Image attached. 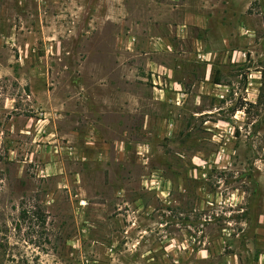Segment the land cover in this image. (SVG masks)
Segmentation results:
<instances>
[{"label": "rangeland", "instance_id": "obj_1", "mask_svg": "<svg viewBox=\"0 0 264 264\" xmlns=\"http://www.w3.org/2000/svg\"><path fill=\"white\" fill-rule=\"evenodd\" d=\"M182 6L226 88L168 110L146 154L73 155L71 97H110L135 24ZM0 264H264V0H0Z\"/></svg>", "mask_w": 264, "mask_h": 264}, {"label": "crops", "instance_id": "obj_2", "mask_svg": "<svg viewBox=\"0 0 264 264\" xmlns=\"http://www.w3.org/2000/svg\"><path fill=\"white\" fill-rule=\"evenodd\" d=\"M180 14L181 17H175L166 11L158 12L135 24L134 28L141 30V37L126 42L124 58L113 59L114 68L108 76L103 75L102 84L98 85L102 93L109 91L110 97L94 94L91 99L88 89L85 102L79 103L77 96L71 97L70 119L76 118V127L65 135L81 141L82 147L72 145L69 150L73 155L83 156L88 162L92 158L106 159L104 150L108 146L110 158L115 162L118 157H125L129 140L135 143L136 156L146 154L150 143L168 138L174 132L168 110L184 108L186 97L192 93L195 99L203 100L207 96L203 93L206 87L212 93L226 88L216 67V50L205 47V38L210 34L206 19L191 14L183 6ZM191 29L198 35L193 36ZM145 30L151 33H143ZM196 59L201 71L197 80L189 73L191 60ZM188 81H194L191 90ZM77 90L71 93L76 95ZM108 119L114 120V127ZM72 183L76 182L72 180Z\"/></svg>", "mask_w": 264, "mask_h": 264}, {"label": "trees", "instance_id": "obj_3", "mask_svg": "<svg viewBox=\"0 0 264 264\" xmlns=\"http://www.w3.org/2000/svg\"><path fill=\"white\" fill-rule=\"evenodd\" d=\"M20 216L25 217V216H26V212H23V211H22ZM40 217H41L40 212L36 213V218H40ZM40 219H41V218H40Z\"/></svg>", "mask_w": 264, "mask_h": 264}]
</instances>
